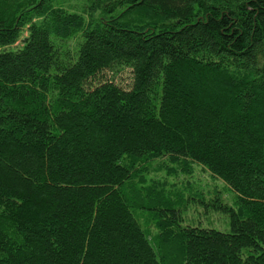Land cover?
Listing matches in <instances>:
<instances>
[{"label": "trees", "instance_id": "obj_1", "mask_svg": "<svg viewBox=\"0 0 264 264\" xmlns=\"http://www.w3.org/2000/svg\"><path fill=\"white\" fill-rule=\"evenodd\" d=\"M0 264H264V0H0Z\"/></svg>", "mask_w": 264, "mask_h": 264}, {"label": "rangeland", "instance_id": "obj_2", "mask_svg": "<svg viewBox=\"0 0 264 264\" xmlns=\"http://www.w3.org/2000/svg\"><path fill=\"white\" fill-rule=\"evenodd\" d=\"M78 6L81 7V5ZM25 34L26 33H24V35ZM124 78L126 79V76H124ZM154 164L149 165V173L147 176L149 180L154 181L153 185L157 184L158 182H163L167 183L168 187L174 186L175 188H180L181 186H184L188 181L191 183V190H201L204 193L203 198L205 197V200L212 201L213 199H215V195L212 193V190L216 188L221 192L223 203L234 204V193L230 189H228V187L223 182L219 180H216V182L213 181L210 178L211 176L209 175V173L205 171L204 168L192 164V172L190 175H187L184 171L182 172L180 169H178V167H175L176 169H171L169 167V170H165V168H161V164ZM146 184L151 183L149 181ZM183 218V224L193 223L220 232L229 231L228 218L225 214L211 208L206 211L204 207L202 208L197 203L191 204L189 209L184 214Z\"/></svg>", "mask_w": 264, "mask_h": 264}]
</instances>
